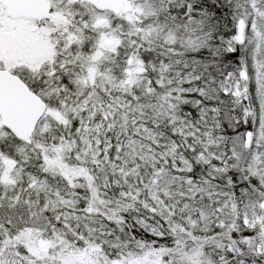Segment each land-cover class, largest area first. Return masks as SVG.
Here are the masks:
<instances>
[{
    "label": "snow or ice",
    "instance_id": "obj_1",
    "mask_svg": "<svg viewBox=\"0 0 264 264\" xmlns=\"http://www.w3.org/2000/svg\"><path fill=\"white\" fill-rule=\"evenodd\" d=\"M0 264H264V0H0Z\"/></svg>",
    "mask_w": 264,
    "mask_h": 264
}]
</instances>
